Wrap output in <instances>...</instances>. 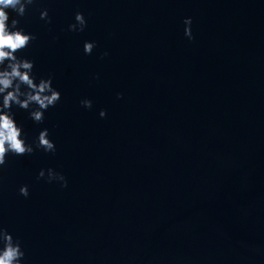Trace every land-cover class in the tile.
<instances>
[{"label":"water","instance_id":"1","mask_svg":"<svg viewBox=\"0 0 264 264\" xmlns=\"http://www.w3.org/2000/svg\"><path fill=\"white\" fill-rule=\"evenodd\" d=\"M9 15L35 36L16 55L60 93L42 123L11 109L34 148L0 168L22 264H264V0H34ZM45 128L54 153L35 148Z\"/></svg>","mask_w":264,"mask_h":264},{"label":"clouds","instance_id":"2","mask_svg":"<svg viewBox=\"0 0 264 264\" xmlns=\"http://www.w3.org/2000/svg\"><path fill=\"white\" fill-rule=\"evenodd\" d=\"M34 0H0V168L6 164V157L9 154L22 156L31 154L34 151L33 145L26 143L22 138L24 133L14 120V114L11 109L13 105L21 109L30 111V118L37 123L44 120V111L49 107H54L60 100V93L52 87V79H40L39 83L35 81L32 75L34 64L31 60L20 58L17 52L26 48L35 36L25 34L24 29L18 27L20 21L17 18H11L9 11L15 12L18 17H23L28 5L33 4ZM41 19H48L47 9L40 14ZM185 35L191 40V18L184 21ZM86 26V20L82 13L77 12L75 23L69 25L70 31H83ZM95 44L85 42L84 52L91 54ZM106 54V53H105ZM81 104L86 108H91L90 100H82ZM36 107L33 108L32 106ZM106 113L102 110L100 116L104 117ZM36 149H43L45 152H55V144L48 138V130L45 128L40 131ZM45 176L42 169L38 178ZM47 178L49 182L56 180L61 182L62 187L67 186V181L62 174L48 169ZM20 194L27 197L28 187L21 186ZM25 253L19 240L4 228L0 227V264H22Z\"/></svg>","mask_w":264,"mask_h":264}]
</instances>
